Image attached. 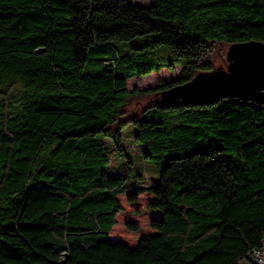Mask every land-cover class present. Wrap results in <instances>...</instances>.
<instances>
[{"label":"trees","instance_id":"1","mask_svg":"<svg viewBox=\"0 0 264 264\" xmlns=\"http://www.w3.org/2000/svg\"><path fill=\"white\" fill-rule=\"evenodd\" d=\"M136 36L169 46L181 77L129 91L172 66L113 44ZM251 40L264 42V0H0V264L248 260L264 240V105L165 103V90L212 71L219 46ZM139 95L155 98L141 113H165H126ZM128 123L154 185L128 190L142 177L110 165L128 157ZM144 194L150 231L113 239L120 223L137 234L123 202L139 215Z\"/></svg>","mask_w":264,"mask_h":264},{"label":"rangeland","instance_id":"2","mask_svg":"<svg viewBox=\"0 0 264 264\" xmlns=\"http://www.w3.org/2000/svg\"><path fill=\"white\" fill-rule=\"evenodd\" d=\"M131 3L135 4H150L151 0H128ZM154 37L153 36H143V37H133L127 41H114V45L119 47L120 49H133L137 48L138 46H142L141 49H139V52H146L147 54H154L157 56L163 57L165 62L172 63L171 68H162L159 72H152L147 76H136L132 79H129L126 82V88L129 91L141 92L147 88L154 87L156 85H159L161 83H170L175 82L181 77V69L182 66L179 65L181 62L180 58L175 57L174 52L171 50L169 46L162 45V44H155L153 42ZM228 47L227 46H219L212 52V54L208 55V59H212L214 62L215 68H225L226 66L222 63L224 57V61L227 64L226 61V52ZM212 70V71H213ZM138 94V93H137ZM133 96L130 99H128L127 107L125 108L126 113L129 114H140L141 113V107L143 108L147 103H149L150 100L155 99L153 96ZM165 110L157 109L156 107H153L151 109H148L141 113L139 116L143 119H150L153 117L160 116L161 114H164ZM123 148L125 150V153H127L128 157H121L117 156L116 154H113V156L110 159V165L114 167V169L119 173H124L127 171V168H130L132 171H135L138 175L142 177L140 178H133L131 185L128 187V190L135 189L139 186L147 187L149 185H154L155 182V172L151 165L141 157V148L140 146L134 142V133L133 129L130 123L126 124L123 132ZM106 144H109V142L106 141ZM141 182V183H140ZM148 195L144 194L142 196L143 199L139 200L135 205L139 206V215H134L131 212V205H128L127 203L123 202L124 212L121 214L123 215L124 219H138V225H139V231L136 233H131L126 230L123 224H119L114 228V230L111 233V237L113 239H120L122 241L127 242L128 244H134L136 242V239L138 235H143L145 233H148L150 231L148 226V213L143 209L144 205V199H147Z\"/></svg>","mask_w":264,"mask_h":264},{"label":"water","instance_id":"3","mask_svg":"<svg viewBox=\"0 0 264 264\" xmlns=\"http://www.w3.org/2000/svg\"><path fill=\"white\" fill-rule=\"evenodd\" d=\"M226 61L225 68L201 71L187 82L170 85L165 103L204 105L236 98L264 105V42L233 43Z\"/></svg>","mask_w":264,"mask_h":264},{"label":"built area","instance_id":"4","mask_svg":"<svg viewBox=\"0 0 264 264\" xmlns=\"http://www.w3.org/2000/svg\"><path fill=\"white\" fill-rule=\"evenodd\" d=\"M243 264H264V240L260 247L254 248L248 255V260L242 262Z\"/></svg>","mask_w":264,"mask_h":264}]
</instances>
